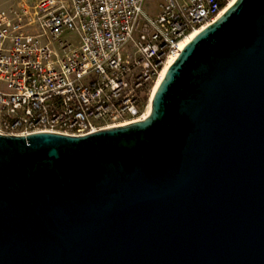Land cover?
Segmentation results:
<instances>
[{
	"label": "water",
	"instance_id": "95a60500",
	"mask_svg": "<svg viewBox=\"0 0 264 264\" xmlns=\"http://www.w3.org/2000/svg\"><path fill=\"white\" fill-rule=\"evenodd\" d=\"M0 264H264V0H236L140 121L0 133Z\"/></svg>",
	"mask_w": 264,
	"mask_h": 264
},
{
	"label": "built area",
	"instance_id": "2783aa9c",
	"mask_svg": "<svg viewBox=\"0 0 264 264\" xmlns=\"http://www.w3.org/2000/svg\"><path fill=\"white\" fill-rule=\"evenodd\" d=\"M233 1L15 0L0 10V133L145 119L169 59Z\"/></svg>",
	"mask_w": 264,
	"mask_h": 264
},
{
	"label": "bare ground",
	"instance_id": "6f19581e",
	"mask_svg": "<svg viewBox=\"0 0 264 264\" xmlns=\"http://www.w3.org/2000/svg\"><path fill=\"white\" fill-rule=\"evenodd\" d=\"M236 2V0L235 1H233L232 3H231V5H229L224 11H223V13L230 7V6H232L234 3ZM222 13V14H223ZM204 28H206V27H202V28H200V29H197L196 31H194V32H192L190 35H188L187 36V38L183 41V44H182V46H183V48L201 31V30H203ZM177 59V57H172V58H170L169 59V61H168V63L166 64V66H165V68H164V70H163V73H162V75H161V77L159 78V80L157 81V83L155 84V87H154V90H153V93H152V97H153V95L155 94V92H156V90L158 89V87L160 86V84H161V82H162V80H163V78L165 77V74H166V72H167V70H168V68L173 64V62L175 61ZM151 102H152V100H151ZM151 102H150V106H149V113H150V111H151Z\"/></svg>",
	"mask_w": 264,
	"mask_h": 264
},
{
	"label": "rangeland",
	"instance_id": "374dc122",
	"mask_svg": "<svg viewBox=\"0 0 264 264\" xmlns=\"http://www.w3.org/2000/svg\"><path fill=\"white\" fill-rule=\"evenodd\" d=\"M14 1L15 0H0V10L10 6V4H12ZM29 1L35 2L36 0H29Z\"/></svg>",
	"mask_w": 264,
	"mask_h": 264
}]
</instances>
